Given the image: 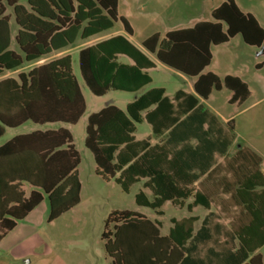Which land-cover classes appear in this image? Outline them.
<instances>
[{
  "label": "trees",
  "instance_id": "obj_1",
  "mask_svg": "<svg viewBox=\"0 0 264 264\" xmlns=\"http://www.w3.org/2000/svg\"><path fill=\"white\" fill-rule=\"evenodd\" d=\"M8 9L17 27L18 52L10 49ZM211 19L162 38L153 34L141 46L164 66L196 78L193 89L202 99L225 88L231 93L228 103L241 105L250 95L241 79L202 72L212 61L211 47L239 35L245 45L260 48L264 30L233 0L214 9ZM118 21L131 35L128 23L118 16L117 0H0V77L62 51L77 39L86 41L108 31ZM118 56L133 64L119 63ZM78 66L89 91L103 97L109 91L137 93L151 83L146 70L154 63L118 35L80 49ZM85 110L69 55L19 73L16 79L0 80V138L6 128L28 122L76 125ZM143 120L154 134L168 131L166 139L156 145L148 139L135 141V125ZM85 132L84 145L99 176L113 179L124 193L144 180L152 199L137 193L139 207L156 211L166 202L178 205L189 198L193 202L188 209L222 203L221 214L210 213L195 234V218H188L173 220L165 237L158 224L141 215L111 212L101 235L111 264H262L259 255L250 258L264 245L262 159L242 146L227 156L235 140L233 122L223 125L192 95L178 91L172 101L163 88H153L124 111L109 104L90 114ZM79 164L72 136L63 128L19 135L0 146V241L44 197L48 223L77 206ZM225 218L231 219L227 225L219 222Z\"/></svg>",
  "mask_w": 264,
  "mask_h": 264
},
{
  "label": "rangeland",
  "instance_id": "obj_2",
  "mask_svg": "<svg viewBox=\"0 0 264 264\" xmlns=\"http://www.w3.org/2000/svg\"><path fill=\"white\" fill-rule=\"evenodd\" d=\"M118 1L119 14L126 17L133 28L132 42L141 48V41L154 33H160V37H163L164 27L177 24L188 26L194 20L212 22L211 12L227 0ZM233 1L241 12L252 14L264 27V0ZM6 14L10 16V24L14 29L11 9H8ZM117 28L122 29L119 21L114 30ZM79 45L80 42H77L76 46L70 47L66 53L70 55L71 69L86 105L85 113L78 123L73 126L40 127L28 122L18 129H6L0 138L2 145L16 135L34 130L58 127L67 129L80 155V164L76 169L81 185L79 204L48 223L49 204L44 197L32 215L33 223H24L29 230L25 240L22 238L23 240L19 241V229H16L0 241V264H111L101 239L104 222L111 212L129 211L151 219L156 218L162 223L161 235H166L168 220L171 217L180 219L187 216L185 209H175L169 203L162 207L161 218L156 217L149 209L137 207L134 199L141 189L140 185H134L129 193H124L113 180H103L95 172L92 153L85 147L84 140L87 117L107 104L113 102L120 109H124L135 96L153 87H164L168 97L177 90L190 92L195 79L180 75L155 62L156 68L150 71L152 83L138 94L109 91L103 97H96L86 87L80 75L77 48ZM211 54L212 62L203 73H213L220 79L225 75L239 77L248 85L250 97L240 106L229 105L230 92L223 88L218 92L213 91L203 105L216 109L221 117H228L233 121L235 141L231 152L237 146L250 148L262 158L261 170L264 172V70L258 72L254 68L255 63L264 62V57L255 59V52L244 45L239 35L227 44L212 47ZM151 59L155 61L154 58ZM31 66L33 65L28 66L27 70ZM147 135L152 136L150 126L146 123L137 125L135 138L141 140ZM26 191L29 192L28 187ZM260 254L264 264V247Z\"/></svg>",
  "mask_w": 264,
  "mask_h": 264
},
{
  "label": "crops",
  "instance_id": "obj_3",
  "mask_svg": "<svg viewBox=\"0 0 264 264\" xmlns=\"http://www.w3.org/2000/svg\"><path fill=\"white\" fill-rule=\"evenodd\" d=\"M134 2H138V0H134ZM117 12H118V16L119 17H122L127 23H128V25H129V27H130V29H131V32H132V34L131 35H127L125 32H124V30H123V27H122V29H116V30H114L115 29V25L117 24V22L113 25V27L110 29V30H108V31H105V32H103V33H101V34H99V35H97V36H95V37H92V38H90V39H88V40H86V41H81V40H79V39H77L76 41H75V43L72 45V46H69V47H67V48H65L64 50H62V51H59V52H54V53H52V54H50L49 56H47V57H45V58H43V59H41L40 61H37V62H35V63H38L37 65H34L35 63H32V64H24L21 68H19V69H17V70H15V71H12V72H6L4 75H2L1 77H0V80H2V79H5V78H13V79H16V77H17V75L19 74V73H27L29 70H31L32 68H34V67H36V66H39V65H42V64H45V63H48V62H51V61H53V60H56V59H59V58H61V57H64V56H66V55H68V54H66L67 52H68V50H69V48L70 47H74V46H76V43L77 42H80V45L77 47L79 50L80 49H82V48H85V47H89V46H92V45H94V44H96V43H98V42H101V41H104V40H107V39H109V38H112V37H115V36H118V35H121V36H124V37H126L133 45H134V43L132 42V35H133V28H132V26H131V24L128 22V20L126 19V17H124L123 15H121V14H119V1L117 0ZM249 14V13H248ZM252 15V14H251ZM253 16V15H252ZM255 19H256V21L258 22V24L260 25V27L264 30V27H263V25L260 23V21H258V19L255 17V16H253ZM14 21V20H13ZM199 22H202V21H200V20H194V21H191V23H190V25H188V26H185V25H180V24H177V25H173V26H170V27H164V31H163V36L166 34V33H168V32H171V31H175V30H181V29H188V28H191V27H193L195 24H197V23H199ZM15 25V24H14ZM122 25V24H121ZM9 27H10V34H11V45H10V49L11 50H13V51H15V52H18V49H17V46H16V44H15V42H14V37H15V35H16V32H17V27L15 26V28L14 29H12V27H11V24H10V21H9ZM154 34H158L159 36H160V33H154ZM162 38V37H161ZM145 39H143L142 41H141V44H142V42L144 41ZM229 43V42H228ZM225 44H227V43H225ZM224 45V44H223ZM245 45V44H244ZM135 46V45H134ZM219 46H221V45H219ZM246 47H248V48H250V49H252V51H254L255 53L257 52V50H258V48H254V47H249V46H247V45H245ZM137 47V46H136ZM216 47H218V46H216ZM138 48V47H137ZM138 49H140L153 63H154V68H152V69H149V70H146V72L148 73V75L150 76V71L151 70H153V69H155L156 68V64H155V62H157V63H159V64H161L156 58H155V56L153 55V54H150L149 52H147L142 46H141V48H138ZM211 49H212V47H211ZM211 49H210V51H211ZM79 52V51H78ZM70 56V55H69ZM151 58H154L155 59V61L154 60H152ZM254 58L255 59H257L255 56H254ZM258 58H260V57H258ZM71 59V58H70ZM118 62L119 63H125V64H133L132 63V61L131 60H129L128 58H126V57H124V56H118ZM212 62V61H211ZM30 65H33V66H31V68L29 69V70H27V67L28 66H30ZM161 65H163V64H161ZM164 66V65H163ZM164 67H166V66H164ZM209 67V66H208ZM208 67H206V68H208ZM167 69H170V68H168V67H166ZM205 68V69H206ZM254 68H255V70L256 71H258V72H260V71H263L264 70V62H258V63H255V65H254ZM204 69V70H205ZM170 70H172V69H170ZM204 70H203V72H204ZM172 71H174V70H172ZM174 72H176V71H174ZM202 72V74H206V73H203ZM16 73V74H15ZM73 73V72H72ZM176 73H178V72H176ZM207 73H210V72H207ZM13 75V77H10V75ZM178 74H180V73H178ZM180 75H182V74H180ZM184 76V75H183ZM217 76V75H216ZM226 76H231V75H225L224 77H226ZM185 77H187V76H185ZM223 77V78H224ZM234 77H236V76H234ZM151 78V77H150ZM188 78H192V77H188ZM222 78V79H223ZM239 78V77H238ZM192 79H195V81H196V78H192ZM240 79V78H239ZM242 80V79H241ZM195 81L193 82V85H194V83H195ZM244 82V81H243ZM151 83H152V79H151ZM150 83V84H151ZM245 83V82H244ZM149 84V85H150ZM246 84V83H245ZM149 85H147V86H149ZM193 85H192V91H190V92H187V91H184V90H177V91H175L174 92V94L171 96V97H168L167 95H166V90H165V88L164 87H153V88H163L164 90H165V96L167 97V98H169L170 100H172L173 101V98H174V96H175V94H176V92H178V91H182V92H184V93H186V94H188V95H192L193 97H195L196 99H197V101H198V104L199 105H202L203 107H205L204 105H203V102H205V101H207L208 99H209V97H210V95L212 94V92H211V94L209 95V97L206 99V100H204V99H202L201 97H199L195 92H194V89H193ZM247 85V84H246ZM147 86H145V87H147ZM145 87H143V88H145ZM247 87H248V85H247ZM142 88V89H143ZM153 88H150V89H148V90H146V91H144L143 93L141 92L140 94H138L142 89H140L137 93H131V94H138L137 96H135V98L133 99V101L137 98V97H139L140 95H142V94H144V93H146L147 91H149V90H151V89H153ZM223 89V88H222ZM221 89V90H222ZM225 89V88H224ZM249 89V88H248ZM221 90H219V91H221ZM227 90V89H226ZM228 91V90H227ZM216 92H218V91H216ZM230 92V91H229ZM250 92V91H249ZM105 96V95H104ZM230 97H231V93H230ZM249 97H250V95H249ZM248 97V98H249ZM230 99V98H229ZM229 101V100H228ZM132 102V101H131ZM131 102H129V103H131ZM129 103H127L126 104V106L129 104ZM109 104H113V105H115L116 107H118L115 103H109ZM109 104H107V105H109ZM229 104V103H228ZM243 104V103H242ZM241 104V105H242ZM106 105V106H107ZM229 105H236V106H240V105H237V104H229ZM126 106H125V108L124 109H121V110H125L126 109ZM105 107V106H104ZM103 108V107H102ZM101 108V109H102ZM119 108V107H118ZM154 107H152L150 110H152ZM207 110H209L213 115H215L216 116V118L220 121V123H222L223 125H226L227 123H229V122H233L232 120H230L228 117H221V115H219V113H218V111L216 110V109H210V108H207V107H205ZM100 109V110H101ZM120 109V108H119ZM99 110V111H100ZM99 111H97V112H99ZM97 112H94V113H97ZM92 114V113H91ZM145 114H146V112H143L141 115H142V117L144 118V116H145ZM142 123H146L147 125H149L150 126V129H151V133H152V136L151 135H147L145 138H143V139H141V140H138V139H136L135 138V136H134V134L136 133V130H137V125H139V124H142ZM26 124V123H25ZM24 124V125H25ZM139 124H136L135 125V131H134V133H133V137H134V139H135V141H137V142H140V141H144V140H149V143H150V145H156V144H158V143H160V142H162L163 140H165L166 139V137H167V133H168V131H164L162 134H154L153 133V130H152V127H151V125L149 124V123H147L145 120H143L141 123H139ZM47 125H66V124H47ZM23 126V125H22ZM22 126H20V127H22ZM35 126H39V125H35ZM45 126V125H44ZM68 126H73V125H68ZM20 127H18V128H20ZM41 127V126H40ZM18 128H15V129H18ZM59 128H63V127H58L57 129H59ZM6 129H8V128H6ZM6 129H5V131H6ZM63 129H65V128H63ZM11 130H14V129H11ZM45 130H56V129H45ZM45 130H34V131H45ZM67 130V129H66ZM5 131H4V133H5ZM34 131H32V132H34ZM31 133V132H30ZM28 134V133H27ZM4 135V134H3ZM20 135H24V134H20ZM16 136H19V135H16ZM16 136H14V137H16ZM14 137H12V138H14ZM11 138V139H12ZM235 141V140H234ZM6 143V142H5ZM4 143V144H5ZM234 143V142H233ZM3 145V144H2ZM2 145H0V146H2ZM233 145V144H232ZM240 146H237L236 148H235V150L236 149H238ZM250 149V148H249ZM231 150H232V146H230L229 147V149H228V151H227V156H232L233 155V153L235 152V150H233V152H231ZM253 151V150H252ZM254 152V151H253ZM257 154V153H256ZM258 155V154H257ZM262 159V158H261ZM94 160V159H93ZM95 163V162H94ZM218 163H222V159H218ZM96 166V165H95ZM78 168V167H77ZM262 171V170H261ZM77 172V171H76ZM95 172L97 173V169L95 168ZM262 173H264L263 171H262ZM77 175H78V173H77ZM103 179V178H102ZM104 180V179H103ZM111 180H113V179H111ZM105 181H108V180H105ZM143 183H144V180H141L140 182H138V183H136V184H134V185H140V187H141V189L137 192V193H139V192H143L150 200L152 199V196H151V193H150V191L148 190V189H145V188H143ZM198 183V182H197ZM197 183H195V186L197 185ZM134 185H132V186H134ZM81 186V185H80ZM131 186V187H132ZM131 189V188H130ZM130 189H129V191H130ZM80 190H81V187H80ZM129 193V192H128ZM225 198V197H224ZM134 201H135V199H134ZM192 202H193V199L192 198H189V199H187L186 201H182L180 204H178V205H174V204H172L171 202H166V203H169L173 208H175V209H178V210H182V209H185L186 210V217H182V218H180V219H176V218H174V217H171L169 220H168V224H169V227H168V231H167V233H166V235H161V229H162V223L160 222V221H158L156 218H153V219H151V218H148V217H145V216H143V215H141V214H138V213H136V214H138V215H141V216H143V217H145V218H147L148 220H150L151 222H154V223H156V224H158L159 225V227H158V229H159V234H160V236H162V237H165V236H167L168 235V233H169V231H170V229L172 228V221L173 220H176V221H180V220H182V219H188V218H195V221H194V223H193V232H194V234L200 229V227H201V225H202V223H203V221L206 219V217L210 214V213H215V214H221V209H222V203L220 202V201H215V202H213L211 205H210V208L209 209H205V208H203V207H201V206H196V207H191V209H188V206H190L191 204H192ZM166 203H164V204H166ZM136 204V203H135ZM164 204L162 205V207L164 206ZM137 207H139L138 205H136ZM38 207V206H37ZM36 207V208H37ZM162 207L159 209V210H156V211H153V210H151L152 212H153V214L156 216V217H158V218H161L162 216H163V213H162V211H161V209H162ZM35 208V209H36ZM139 208H144V207H139ZM35 209L33 210V211H31L28 215H27V217L23 220V221H21V222H18L17 223V225H16V227L12 230V231H10L9 233H11V232H13V231H15L16 229H19L18 231V236H19V241H21V240H25V238L29 235V234H26V233H28L29 232V230H28V226H27V224H24V223H28V224H32L33 223V221H34V216H32L33 215V213H34V211H35ZM144 209H147V208H144ZM150 210V209H149ZM158 212H160V214L161 215H159L158 214ZM202 212V214H200ZM230 218H225V219H223V220H220L219 222H221V223H223V224H225V225H227L229 222H230ZM19 225H21V226H19ZM23 226V227H22ZM20 227V228H19ZM8 233V234H9ZM7 234V235H8ZM6 235V236H7ZM5 236V237H6ZM4 237V238H5ZM3 238V239H4ZM23 238V239H22ZM2 239V240H3ZM222 240L224 241V237L222 238ZM264 247V245L262 246V247H260L257 251H255L254 253H252V254H250V258H252L253 256H255V255H259L260 256V258H261V263L263 264V257H262V255L260 254V250L262 249ZM210 257H211V254H210ZM209 262H210V258H209V260H208ZM111 262V261H110Z\"/></svg>",
  "mask_w": 264,
  "mask_h": 264
},
{
  "label": "water",
  "instance_id": "obj_4",
  "mask_svg": "<svg viewBox=\"0 0 264 264\" xmlns=\"http://www.w3.org/2000/svg\"><path fill=\"white\" fill-rule=\"evenodd\" d=\"M255 57H264V43L260 48H258L257 52L255 53Z\"/></svg>",
  "mask_w": 264,
  "mask_h": 264
}]
</instances>
